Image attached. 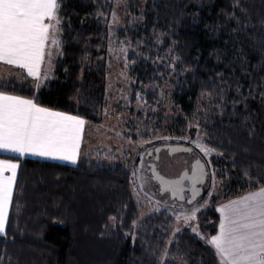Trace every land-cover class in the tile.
<instances>
[{
    "label": "trees",
    "instance_id": "obj_1",
    "mask_svg": "<svg viewBox=\"0 0 264 264\" xmlns=\"http://www.w3.org/2000/svg\"><path fill=\"white\" fill-rule=\"evenodd\" d=\"M58 2L53 79L37 88L12 76L0 91L97 123L108 108L107 54L116 35L128 44L126 71L138 84L160 85L174 73V102L185 116L215 98L216 115L200 125L208 148L221 154L224 200L264 185V0H131L136 21L114 31L109 0ZM137 90L134 99L157 103L158 92ZM0 157L20 162L0 264H160L164 255V264H219L189 229L170 243L168 212L141 219L122 164ZM220 198L198 216L207 239L218 233Z\"/></svg>",
    "mask_w": 264,
    "mask_h": 264
},
{
    "label": "rangeland",
    "instance_id": "obj_2",
    "mask_svg": "<svg viewBox=\"0 0 264 264\" xmlns=\"http://www.w3.org/2000/svg\"><path fill=\"white\" fill-rule=\"evenodd\" d=\"M109 1L115 7V13L110 21L111 30L131 27L136 21L134 13L129 12L131 0ZM51 23L55 24V21H51ZM51 35H55L58 40L59 26L55 32L50 29ZM54 51L57 54L58 47L49 40L46 51L48 59L45 55L46 60L41 64L40 74L41 77L47 76V79L37 80L35 78L33 80L35 82L32 81L35 86L40 85L38 88L53 79ZM129 52L128 44L122 39H118L116 35H112L107 54L109 60L108 108L101 121L97 123L84 121L80 128V152L76 161L42 157L30 153L29 155L40 157L38 159L70 165L77 164L81 157H86L94 163L122 164L130 171L131 189L136 202L140 205L141 219L155 212L166 211L173 218V224L167 230L170 243L174 241L175 235L184 229H189L207 240V235L201 229L198 216L212 206L214 197H221L218 203L227 198L222 179L225 167L220 163L221 154L208 148L205 130L202 124L200 125L202 118L208 119L216 115L218 107L215 98L204 97L196 115L190 118L185 116L174 102L171 86L174 73L171 71L169 79L160 85L151 87L140 85L126 71V59ZM142 88L143 91L150 89L153 92H158V101L155 105L145 104L141 95H137V98L134 99V94H139L140 91L137 90L134 93L133 90H142ZM166 144H184L192 147L194 153H175L171 156L169 152L161 150L158 159L159 168L157 165V169L164 176L180 177L183 170L190 168L198 158H201L207 166L208 179L204 186V192L191 204H188L187 201L181 202L172 196L165 197L160 192L159 186L156 187L154 184L152 173L149 172L150 163L155 160L157 148ZM201 147L210 151L206 154L201 150ZM218 203L216 204L217 210H219ZM165 261L166 256L164 255L160 264H164ZM175 264L186 263L180 259L176 260Z\"/></svg>",
    "mask_w": 264,
    "mask_h": 264
},
{
    "label": "snow or ice",
    "instance_id": "obj_3",
    "mask_svg": "<svg viewBox=\"0 0 264 264\" xmlns=\"http://www.w3.org/2000/svg\"><path fill=\"white\" fill-rule=\"evenodd\" d=\"M59 7L58 0H0V61L26 69L37 80L47 79L41 77L39 69L49 40L59 44L55 35L50 36V29L58 30ZM45 19L55 24L45 23ZM83 124L76 116L41 107L32 99L0 92L2 151L75 162ZM201 150L206 154L210 151ZM18 167L0 160V235L7 234ZM220 211L219 234L206 241L214 248L219 264H264V189L232 201Z\"/></svg>",
    "mask_w": 264,
    "mask_h": 264
},
{
    "label": "water",
    "instance_id": "obj_4",
    "mask_svg": "<svg viewBox=\"0 0 264 264\" xmlns=\"http://www.w3.org/2000/svg\"><path fill=\"white\" fill-rule=\"evenodd\" d=\"M163 149H168L170 155H174L175 153H192L193 148L190 146H185L184 144L161 145L157 148L155 160L150 163L149 169V172L152 173L153 179L158 182L160 186V192L162 194L170 192L172 198H176L177 200L183 202L186 200L184 195L185 191L190 190L191 196L187 200V203H193L197 197L203 194L204 186L207 183L208 170L205 162L201 158H198L192 163L191 169L184 170L180 177L169 178L164 176L157 169L159 152ZM186 181L189 182V186L185 185Z\"/></svg>",
    "mask_w": 264,
    "mask_h": 264
},
{
    "label": "crops",
    "instance_id": "obj_5",
    "mask_svg": "<svg viewBox=\"0 0 264 264\" xmlns=\"http://www.w3.org/2000/svg\"><path fill=\"white\" fill-rule=\"evenodd\" d=\"M45 23H51V21H49L48 19H45ZM48 44V43H47ZM47 44L45 46V55H46V51H47ZM45 61V59H44ZM44 63V62H43ZM40 74H41V65H40ZM20 74H23V75H20ZM12 76H17L18 78L21 77V78H28L30 79L31 81H33L35 79V77L33 76H29L28 73H27V70L26 69H23L19 66H16V65H10V64H7L6 62H3V61H0V83L4 82V81H7L9 78H11ZM35 82V81H33ZM0 92H3V91H0ZM4 94L6 95H11V96H19L23 99H29V98H26V97H23V96H20L18 94H15V93H10V92H3ZM52 111H55V110H52ZM59 112V111H57ZM67 114V113H66ZM70 115V114H68ZM74 116V115H72ZM82 119V118H80ZM83 120V119H82ZM84 121V120H83ZM83 134H84V131H83ZM79 152H80V149L78 150V153H77V156H79ZM0 154H6V155H10V156H14V157H18V158H32V159H38L40 157H37V156H33V155H29V154H25L23 156H20L19 154H16V153H11V152H6V151H2L0 150ZM0 160H8L12 163H16L19 165L18 169H17V176H16V180H15V183H14V186H13V194H12V201H13V196H14V191H15V187H16V182H17V177H18V173H19V169H20V162L17 161V160H12V159H6V158H2L0 157ZM9 173H6L5 175H8ZM261 189H264V185H261L255 189H252V190H249V191H246L244 194L242 195H239V196H236V197H232V198H229V199H226V200H223L221 201L219 204H218V207H219V210H218V213L220 215V223L222 222L223 220V214L221 213L220 209L222 207H224L225 205L229 204L230 202L232 201H236V200H239L241 198H243L244 196H247L251 193H255ZM11 207H12V202L9 206V209H8V219H9V215H10V211H11ZM218 209V208H217ZM8 219H7V224H6V229H7V225H8ZM219 228H220V224H219ZM219 228H218V233L217 235L219 234Z\"/></svg>",
    "mask_w": 264,
    "mask_h": 264
},
{
    "label": "flooded vegetation",
    "instance_id": "obj_6",
    "mask_svg": "<svg viewBox=\"0 0 264 264\" xmlns=\"http://www.w3.org/2000/svg\"><path fill=\"white\" fill-rule=\"evenodd\" d=\"M163 151H167V152H169L168 149H163ZM192 153H194V152H192ZM169 154H170V153H169ZM171 156H172V155H171ZM157 164H158V168H159V163L157 162ZM186 169H189V170H190L191 167H190V168H186ZM186 169H184V170H186ZM184 170H183V171H184ZM151 179H152V178H151ZM152 180H153V179H152ZM153 181H154V184L156 185V187L159 186V184H158L157 181H155V180H153ZM185 185H186V186H189V182L186 181ZM159 188H160V186H159ZM164 195H165V197H168V196L171 197V193H170V192L167 193V194H164ZM164 195H163V196H164ZM184 195H185V199H186L185 202H186L187 199H188V197L191 196V192H190V190H186ZM183 202H184V201H183Z\"/></svg>",
    "mask_w": 264,
    "mask_h": 264
}]
</instances>
